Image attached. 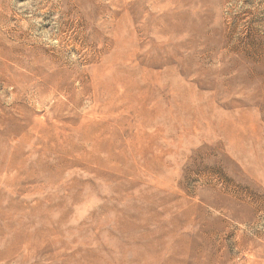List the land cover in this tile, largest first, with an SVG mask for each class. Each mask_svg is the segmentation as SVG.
Returning <instances> with one entry per match:
<instances>
[{"label":"rangeland","instance_id":"rangeland-1","mask_svg":"<svg viewBox=\"0 0 264 264\" xmlns=\"http://www.w3.org/2000/svg\"><path fill=\"white\" fill-rule=\"evenodd\" d=\"M22 232L0 264H264V0H0Z\"/></svg>","mask_w":264,"mask_h":264},{"label":"bare ground","instance_id":"bare-ground-1","mask_svg":"<svg viewBox=\"0 0 264 264\" xmlns=\"http://www.w3.org/2000/svg\"><path fill=\"white\" fill-rule=\"evenodd\" d=\"M171 25V24H170ZM37 53V52H36ZM39 54V53H38ZM42 55V54H41ZM40 57V56H39ZM38 57V58H39ZM52 64V63H51ZM39 68V67H38ZM58 69V68H57ZM64 69H66V68H64ZM78 71V70H77ZM36 74V73H35ZM34 74V75H35ZM59 74V73H58ZM66 74V73H65ZM76 74V73H75ZM60 75V74H59ZM61 77L63 76H66V75H60ZM62 77V78H63ZM67 77V76H66ZM75 77V76H74ZM58 78V77H57ZM63 80H64V78H63ZM34 81H35V79H34ZM40 85V84H39ZM46 87V86H45ZM39 88V87H38ZM14 89V88H13ZM43 91V90H42ZM53 91V90H52ZM70 92V91H69ZM63 99V98H62ZM63 107V106H62ZM95 123V122H94ZM97 123V122H96ZM72 126V125H71ZM95 127V126H94ZM98 127V126H97ZM96 127V128H97ZM105 127V126H104ZM102 128V127H101ZM86 129V128H85ZM92 129H93V127H92ZM95 129V128H94ZM103 129V128H102ZM49 130H51L52 131V129H49ZM78 130V129H77ZM52 134V133H51ZM94 134V133H93ZM51 136V135H50ZM95 136V135H94ZM53 138V137H52ZM54 144V143H53ZM78 150V149H77ZM119 163V162H118ZM57 168V167H56ZM55 168V169H56ZM52 171V170H51ZM139 182V181H138ZM18 206V205H17ZM18 209V208H17ZM5 220V219H4ZM2 231V230H1ZM46 232V231H45ZM28 235V233H24V232H22L20 235H16V236H13L12 238H11V244L8 246L9 248H8V252L6 253V254H0V258L1 257H4V256H6V255H11V254H16V250L17 249H20V243H22V242H24V243H28V240H29V236H27ZM28 245V244H27ZM26 245V246H27ZM8 258V257H7ZM12 258V257H11ZM17 258V257H16ZM5 259V258H4ZM3 259V260H4ZM13 259V258H12Z\"/></svg>","mask_w":264,"mask_h":264}]
</instances>
